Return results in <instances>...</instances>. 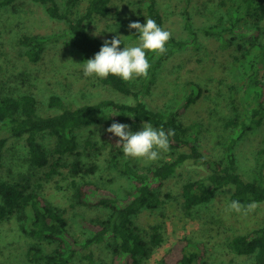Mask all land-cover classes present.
Wrapping results in <instances>:
<instances>
[{
  "label": "trees",
  "instance_id": "obj_1",
  "mask_svg": "<svg viewBox=\"0 0 264 264\" xmlns=\"http://www.w3.org/2000/svg\"><path fill=\"white\" fill-rule=\"evenodd\" d=\"M23 1L44 7L49 19L65 24L63 31L55 36L26 34L20 38L19 43L27 49L25 58L30 63H38L46 45L58 40L65 48L77 51L82 62L99 50L103 41L88 31V25L111 15L112 0H0V10ZM181 1L187 7L189 0ZM220 7L226 19L225 27L218 30L216 26L203 28L202 33L217 37L223 49H235L240 54V58L234 57L235 61L241 63V59H248L251 71L244 72L246 78H264V45L261 40L264 0H222ZM135 13L143 22L144 18H151L165 30L164 17L155 0H136ZM184 17L190 40L178 41L170 35L164 53L146 52L150 68L147 75L136 77L137 86L111 75L99 79L102 86L124 98H132L134 103L131 106L122 100L102 99L69 108L59 97L53 96L48 105L58 112L41 116L37 113V101L32 95L0 97V223L15 217L23 234L55 244L50 254H44L38 246H31L26 252L28 262L73 264L78 258L87 264H96L94 250L100 245H105L111 252L109 264H141L149 260L163 243L161 227L154 225L150 232H145L134 218L143 211L157 210L163 204L168 198L167 194L162 195L167 181L187 164L196 166L202 173L180 186L181 208L185 215L191 214L196 207L208 204L219 191L226 189L230 190V201L237 200L242 205L252 206L264 203V148L257 150L256 174L252 181L238 173L234 151L239 140L264 127L262 83L255 82L251 101L243 102L244 118L226 122V127L231 128L233 133L225 144L223 159L203 155L198 150L197 124H191L188 116L206 93L197 83L189 80L181 104L166 112L149 109L142 101L140 95H148L161 64L174 51L190 48L196 43L198 37L187 9ZM111 114L124 123L141 125L149 121L165 132L174 130V135L169 137V148L178 152L169 161L141 169L132 158H125L116 144L117 137L103 132L102 137L111 146V162L130 181L131 188L120 197L107 193L90 181L73 184L75 205L99 208L107 213L102 219L83 220L82 230L88 234L79 239L71 233L64 214L52 207L43 194L32 189L30 176H20L12 183L2 179L1 168L8 141L2 135L23 140L28 165L42 172L45 179L60 176L63 170L70 177L83 178L96 173L97 166L85 164L79 158L77 132L98 125ZM43 139H48L47 146ZM86 146L94 147L89 142ZM65 158L73 159L66 164ZM228 247L237 256L253 257L254 264H264V221L258 228L231 237ZM159 264H209V261L202 243H193L189 238L182 237L163 254Z\"/></svg>",
  "mask_w": 264,
  "mask_h": 264
},
{
  "label": "rangeland",
  "instance_id": "obj_2",
  "mask_svg": "<svg viewBox=\"0 0 264 264\" xmlns=\"http://www.w3.org/2000/svg\"><path fill=\"white\" fill-rule=\"evenodd\" d=\"M155 1L162 11L165 30L174 39L190 40L184 21L186 9L198 38L193 46L174 51L161 64L148 95H140L142 101L149 109L166 112L181 104L189 80L197 83L206 93L202 102L188 116L191 124H197L198 150L203 155L223 159L225 144L233 133L231 128L226 127V122L244 118L243 102L251 101L256 89L255 82L264 85V78H246L244 72L251 71L248 59H241V63L235 61L234 57L240 58L235 49H223L217 37L202 33L203 28L216 26L218 30L225 27L226 19L220 7L222 0H189L187 7L181 0ZM135 3L136 0H112L111 15L106 19L94 20L88 25V31L103 42L119 34L125 43H134L132 38L137 34L134 29L128 28V24L132 21L143 23L135 13ZM80 10L81 6L77 12L80 13ZM64 28L63 22L49 19L44 7L30 1L0 10V97L32 95L37 101V113L41 116L58 112L48 105L53 96L59 97L65 107L69 108L102 99L125 101L127 98L102 86L99 78L83 76L80 66L76 64L82 62L79 53L65 48L59 40L46 45L38 63H30L25 58L27 49L19 43L23 35L51 37ZM114 28L115 32H108ZM96 31L99 33L94 35ZM261 40L264 45V24ZM128 82L136 86L139 84L136 77ZM112 122L124 123L111 114L98 125L77 132L79 158L85 164L97 166L96 173L83 178L70 177L63 170L60 176L45 179L42 172L28 165L23 140L2 135L8 139L1 168L2 179L12 183L20 176H30L32 189L43 194L52 207L64 214L71 233L79 239L85 238L88 232L82 230L81 222L105 218L107 213L99 208L75 205L72 199L73 184L90 181L107 193L120 197L131 188L130 181L111 162V146L102 137ZM125 124L132 131L141 128L139 124ZM42 142L47 146L49 141L43 139ZM87 142L94 147L86 146ZM260 148H264V127L239 140L234 149L237 171L250 181L255 179V160ZM177 152L169 148L154 161L132 159L143 169L169 161ZM72 159L65 158L64 161L70 164ZM201 173L192 164L181 166L163 189L162 195L168 196L163 204L157 210L143 211L134 218L145 232L159 225L163 238V243L154 251L153 256L141 264H159L163 254L182 237L189 238L193 243H202L209 264H254L253 257L233 254L228 243L231 237L245 234L262 224L264 203L253 205L244 214L225 212V205L230 201V190L226 189L219 191L208 204L196 207L191 214L185 215L181 208L180 186L185 181L198 178ZM31 246L40 247L44 254L52 253L55 248L52 242L23 234L15 217L0 223V264H32L26 256ZM94 251L96 264L110 263L112 255L105 245H100ZM73 264L87 262L77 258Z\"/></svg>",
  "mask_w": 264,
  "mask_h": 264
},
{
  "label": "clouds",
  "instance_id": "obj_3",
  "mask_svg": "<svg viewBox=\"0 0 264 264\" xmlns=\"http://www.w3.org/2000/svg\"><path fill=\"white\" fill-rule=\"evenodd\" d=\"M129 29H134V43H125L119 34L110 40H104L99 50L92 57L76 63L80 66L83 76L107 78L109 75L128 81L133 77L147 75L150 68L146 52L162 54L166 51V43L170 39V33L160 27L153 19L144 18V22L132 21L128 24ZM116 29L108 32H115ZM99 32H95L94 35ZM119 46V47H118ZM128 106L134 101L127 98L123 101ZM115 115V114H112ZM111 116V115H110ZM114 137L116 144L125 158L144 159L146 161L158 160L161 152L169 149V137L174 135V130L154 127L151 122L141 123L138 131H132L125 123L112 122L106 129ZM252 205H242L237 200L228 201L225 212H236L244 214L250 211Z\"/></svg>",
  "mask_w": 264,
  "mask_h": 264
}]
</instances>
